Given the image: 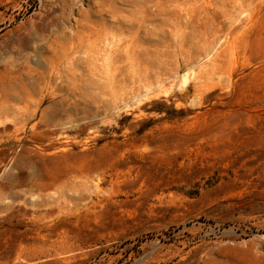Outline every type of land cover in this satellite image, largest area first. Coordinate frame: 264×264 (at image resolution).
Returning <instances> with one entry per match:
<instances>
[{
	"label": "rangeland",
	"instance_id": "obj_1",
	"mask_svg": "<svg viewBox=\"0 0 264 264\" xmlns=\"http://www.w3.org/2000/svg\"><path fill=\"white\" fill-rule=\"evenodd\" d=\"M0 264H264V0H0Z\"/></svg>",
	"mask_w": 264,
	"mask_h": 264
},
{
	"label": "bare ground",
	"instance_id": "obj_2",
	"mask_svg": "<svg viewBox=\"0 0 264 264\" xmlns=\"http://www.w3.org/2000/svg\"><path fill=\"white\" fill-rule=\"evenodd\" d=\"M44 25H45V20H41L40 22H35L33 24L23 25L19 29L17 42L21 44L26 42L28 43L30 39L40 35L43 32V30L45 29ZM63 39L64 37L62 38V41H64Z\"/></svg>",
	"mask_w": 264,
	"mask_h": 264
}]
</instances>
